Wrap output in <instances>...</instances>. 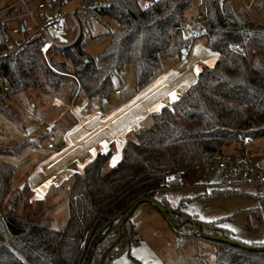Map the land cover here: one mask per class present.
Listing matches in <instances>:
<instances>
[{"label": "trees", "instance_id": "1", "mask_svg": "<svg viewBox=\"0 0 264 264\" xmlns=\"http://www.w3.org/2000/svg\"><path fill=\"white\" fill-rule=\"evenodd\" d=\"M199 1L203 27L192 36L187 26L194 16L188 15L194 0H156L144 5L140 0H81L84 22L101 17L115 24L108 32L110 41L97 57L92 56L85 50L90 38H85L80 24L76 41L49 48L50 65L43 56L48 41L36 27L23 33L21 45L10 48L16 25L11 27L14 21L0 23V80L8 87L0 88V113L16 121L24 134V120L5 102L14 93L35 89L54 96L76 85L73 100L79 92L89 100L104 101L113 92L122 93L115 82L129 63L134 66V88L140 91L150 84L163 58L184 60L198 37H204L206 46L217 53L180 97L153 113L151 125L135 131L115 166L104 170L112 155L108 149L74 173L69 215L60 229L45 223L41 215L16 211L20 200L19 190L13 188L16 167L0 160V264H98L103 257L105 264L122 238L136 234L133 214L118 229L134 202L149 197L171 208L156 193L180 185L185 170L229 146L235 152H247L248 138L264 140V22L234 9L231 0ZM256 6L262 8L264 0ZM54 9L55 1L46 0L45 8L37 11V21L45 31L56 26L50 18ZM28 145L36 144L27 137L0 144V155H19ZM258 186L260 205L254 213L264 224V189ZM163 215L170 217L177 233L187 234L195 243L206 239L190 231L194 225L183 210ZM201 224L204 234L240 242L216 222ZM119 235L120 240L109 249ZM210 241L215 244L214 257L208 260L197 248L199 264H264V250ZM248 245L264 247V241Z\"/></svg>", "mask_w": 264, "mask_h": 264}, {"label": "rangeland", "instance_id": "2", "mask_svg": "<svg viewBox=\"0 0 264 264\" xmlns=\"http://www.w3.org/2000/svg\"><path fill=\"white\" fill-rule=\"evenodd\" d=\"M69 1L67 8L75 10L80 24L84 26L85 38H90L85 50L97 57L108 45L110 41L108 32L115 28V24L101 17H90L84 22L85 11L80 8L81 0ZM148 1L140 0V3L144 5ZM259 1L263 0H231L234 9H243L254 21L263 23L264 6L258 8L256 2ZM199 5L200 1L194 0L188 15L196 14ZM22 11L24 12V9ZM37 15L36 12L35 17L38 20ZM23 20L33 27L28 16ZM19 23L21 22H13L11 27ZM66 23L68 25L66 31H59L56 27L50 26L46 32L57 41H70L74 37L73 23L69 18H66ZM216 57L217 53L206 46V39L198 37L184 60L178 57L163 58L161 67L154 72L152 81L141 92L134 88V66L129 63L121 79L115 82L116 87L122 90V95L113 92L108 97L107 104L103 105L100 99L89 100L79 92L73 100L76 85L68 86L62 89L61 93L53 94L54 96L30 89L26 93H14L6 99V104L19 112L28 134H24L22 127L9 115L0 113V144H10L25 137L29 142L36 144L23 147L19 155H0V160L10 161L16 167L13 188L19 190L20 196L16 211L21 215L28 212L36 217L41 215L45 223L57 229L62 228L69 215L68 191L74 173L82 171L97 153L107 149L111 150L112 155L104 170L108 171L115 166L123 157L121 141L125 128L134 126L133 130L129 129L126 133V138L130 139L134 137L137 129L151 125L153 113L162 105L180 97L187 86L196 80L199 70L211 65ZM121 101L126 103L120 105ZM101 107L107 114L103 118L97 117L100 122L99 128L87 132L85 127L96 120V117L88 118L68 136L70 146L57 152L64 140L63 135L70 127L78 124L76 115H88L91 109ZM50 142L56 145V149H49ZM85 143H89L90 147L88 155L82 158L80 154ZM257 145L264 147V140L257 141L254 146ZM49 150L50 154L45 156ZM224 151L235 153L233 146L226 147ZM262 186L264 189V185ZM259 188L258 184L240 181L238 176H218L202 167L200 170L184 174L180 185L161 188L157 191L156 197L160 200L165 199L176 212L181 209L187 213V217L200 223L216 222L219 226L231 230L235 239L252 244L264 241V224L254 213V209L260 205ZM215 190L223 192L214 193ZM145 206L156 210L151 204L142 203L133 213V218H136L140 208ZM161 216L164 218V215ZM190 231L195 232L196 229L190 228ZM179 236L182 237L181 242ZM164 241H167L168 253H175L174 246L178 243L180 246H190L193 254L198 248L208 260L214 257L215 244L208 239L201 238L195 243L187 234L176 232L171 241L166 239ZM188 259L189 256L187 261L183 258L177 259L175 264H198L196 257L193 263Z\"/></svg>", "mask_w": 264, "mask_h": 264}, {"label": "built area", "instance_id": "3", "mask_svg": "<svg viewBox=\"0 0 264 264\" xmlns=\"http://www.w3.org/2000/svg\"><path fill=\"white\" fill-rule=\"evenodd\" d=\"M54 1L55 9L50 18L55 21V27L59 31H66L68 27L66 18H69L76 28L74 37L70 41H57L51 37L38 23L35 13L38 10L45 8L46 0H0V23L8 21L21 22L12 30L13 34L16 35V39L10 45V48L15 45H21L23 42V33L31 29L32 25H28L23 20L26 16L31 19L33 26L36 27L48 41L47 46L43 50V56L49 65V48L52 46H68L77 40L81 31L80 23L75 14V10L72 8H67V5H69L70 1ZM23 9L24 12L22 11ZM202 19H204V15H202L199 11L191 17V20L187 26V30L192 36H196L198 31L203 27ZM0 88L8 90V87L5 86L1 80ZM116 92L120 93V90H117ZM246 144L248 151L245 153H231L226 151L215 153L203 163L197 164L185 170L184 174L186 175L194 170H200L202 167H206L209 171L218 176H238L242 182L264 185V147L257 145V148H252V146L256 145V141L252 138H248L246 140ZM48 147L54 148L55 144L50 142Z\"/></svg>", "mask_w": 264, "mask_h": 264}, {"label": "crops", "instance_id": "4", "mask_svg": "<svg viewBox=\"0 0 264 264\" xmlns=\"http://www.w3.org/2000/svg\"><path fill=\"white\" fill-rule=\"evenodd\" d=\"M145 88H147V86ZM145 88L141 89L138 92L143 91ZM118 95H122V93ZM107 100L108 98L104 101H101V105L107 104ZM84 103L87 104V101H85ZM125 103V101H121L120 105H124ZM106 114L107 112L104 111L103 107H101V109H91L88 115H76L78 124L74 127H70L68 131L63 135L64 140L61 142V146L59 147L57 152H61L70 146L68 136L72 133V131L76 129L78 125L85 123L88 118L96 117V120H94L89 126L85 127V130L87 132H91L95 128H99L100 122L98 119L105 117ZM133 127L134 126L132 125L130 128H125L123 133L124 137L121 141L123 147L128 141V139L126 138L127 130L132 129ZM89 147V143L84 144V150L80 154L82 158L88 155ZM254 147L256 146H252V148ZM49 149H56V145L54 148ZM50 150L45 153V156L50 154ZM138 207L135 209V211L138 209ZM156 210H151L150 208H147V206H145V208H140L136 218H133L132 216V220L136 226V234L132 237L128 235L122 238L116 247L115 253L111 258L107 260L105 264H175V261L177 259L181 260L183 258L184 261H187L188 256V261L192 263L195 262V257L197 258V255L196 252L194 254L191 253L190 246H180L178 245V243H176L177 245L175 244L173 250L176 251L175 253L166 252L167 241L164 240L166 239L171 241L174 238L176 231L171 226V222L167 220L165 216L163 218V216H161L163 214ZM166 223H168L167 228L165 226ZM179 241H182L181 236H179ZM186 252L188 253L186 254ZM197 263L199 264V262Z\"/></svg>", "mask_w": 264, "mask_h": 264}, {"label": "water", "instance_id": "5", "mask_svg": "<svg viewBox=\"0 0 264 264\" xmlns=\"http://www.w3.org/2000/svg\"><path fill=\"white\" fill-rule=\"evenodd\" d=\"M22 29H24V28H22ZM142 203L151 204L152 206H154L162 214L176 213V211L172 210L171 208H167V207L163 206L158 200H156L154 198L143 197V198L138 199L136 202H134L132 204V206L127 210V212L124 214L123 218L121 219V221L118 224V229L121 228L125 224L127 219H129L130 216L134 213L135 209ZM168 220L170 221V217H168ZM188 221L191 222L194 225V228L196 229L198 234H200L201 236H203L206 239L228 243L230 245L237 246V247H240V248L246 249V250H253V251L254 250L255 251L264 250V247H255V246H251V245H248V244H245V243L238 242V241L230 239V238L220 237V236L210 235V234H204L201 231L202 224L200 222H198L196 220H193L191 218H188ZM120 238L121 237L119 235L114 240V242L110 245L109 249H112L116 245V243L120 240ZM103 261H104V257L100 260V262L98 264H102Z\"/></svg>", "mask_w": 264, "mask_h": 264}, {"label": "snow or ice", "instance_id": "6", "mask_svg": "<svg viewBox=\"0 0 264 264\" xmlns=\"http://www.w3.org/2000/svg\"><path fill=\"white\" fill-rule=\"evenodd\" d=\"M146 6H147V5H145V7H146ZM174 98H175V97H174ZM115 160H116V158L114 157V158H113V163H115Z\"/></svg>", "mask_w": 264, "mask_h": 264}, {"label": "bare ground", "instance_id": "7", "mask_svg": "<svg viewBox=\"0 0 264 264\" xmlns=\"http://www.w3.org/2000/svg\"><path fill=\"white\" fill-rule=\"evenodd\" d=\"M84 124V123H83ZM72 141V140H71ZM74 143V142H73ZM57 165V164H56ZM61 165V164H60Z\"/></svg>", "mask_w": 264, "mask_h": 264}]
</instances>
